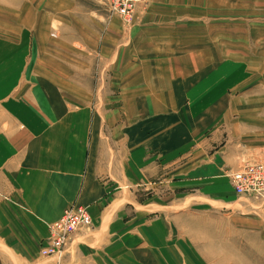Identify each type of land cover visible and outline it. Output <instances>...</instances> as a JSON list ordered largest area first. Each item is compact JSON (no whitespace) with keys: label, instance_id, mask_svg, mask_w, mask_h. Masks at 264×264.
Segmentation results:
<instances>
[{"label":"crops","instance_id":"crops-1","mask_svg":"<svg viewBox=\"0 0 264 264\" xmlns=\"http://www.w3.org/2000/svg\"><path fill=\"white\" fill-rule=\"evenodd\" d=\"M79 8L40 24L35 0H0V264H210L181 249L191 207L232 210L264 264V199L228 178L264 164V0H147L129 26ZM72 206L92 226L42 257Z\"/></svg>","mask_w":264,"mask_h":264},{"label":"rangeland","instance_id":"rangeland-1","mask_svg":"<svg viewBox=\"0 0 264 264\" xmlns=\"http://www.w3.org/2000/svg\"><path fill=\"white\" fill-rule=\"evenodd\" d=\"M63 1L66 5V8L69 9V12L65 13L68 15L51 16V18L53 19L52 20L53 23L54 22L65 23L64 22L65 20H67L69 23H74L75 22L74 9L76 7H80L79 9H90L95 6H97V8H103L105 12L107 11L108 17L114 16L118 18L119 21L124 26L131 25L135 17L134 15L132 19L128 23H126L120 17L110 14L107 8L108 0H63ZM6 2L7 4H9V1ZM60 2L61 0H35L36 8L38 11H40L37 22L40 24L44 23L45 19L49 18V16L45 15V12L46 11L49 12V10H45V8L60 9ZM143 2L145 3L146 6L147 0H144ZM145 6L136 8L137 9V10L135 9L136 12L140 9H144ZM52 46L53 48H51V52L57 53L58 56L60 52L59 47L56 45H52ZM75 54H76V48L74 47L69 48L68 58L74 57ZM85 77L87 78H85L83 84L89 87L91 86L93 87L92 78H91L92 76L89 75ZM138 192L135 193H138L139 202H142L144 199L149 198L151 195L150 192H140V191ZM237 198L238 197H236V199ZM251 199L263 200L264 198L263 199L251 198ZM246 209L248 211L250 210L248 208ZM187 210H189V212L188 213L186 212V214L179 213L178 215L179 221L175 222L174 227H175V231L179 232L182 237L181 249L182 250L186 249L188 252H191V248L192 247L195 248L197 258L200 259V260H196V262H207L210 264H257L258 263L257 261L259 260H257V258L254 257L251 253V247L261 246L262 243L259 240L252 239L250 232V230L252 229L249 228L244 229L243 240L237 239L235 224L231 222L230 220L231 217L228 216L232 210L213 209L209 211V209L207 208L198 209L195 207H191L190 209ZM245 217H247V222L251 223L250 219L252 218V214L246 213ZM91 226H92V221H91ZM88 228H84V229H88ZM239 234L242 235L241 232H239ZM70 237L71 235L69 236V238ZM68 240L66 241V243L68 242ZM47 241H48V237L46 243ZM66 243L64 244L61 253L63 252ZM48 257H59V256H48Z\"/></svg>","mask_w":264,"mask_h":264},{"label":"built area","instance_id":"built-area-1","mask_svg":"<svg viewBox=\"0 0 264 264\" xmlns=\"http://www.w3.org/2000/svg\"><path fill=\"white\" fill-rule=\"evenodd\" d=\"M143 6L145 3L142 0H108L107 8L110 14L128 23L136 13L135 8ZM229 180L236 197L264 198L263 163H246L239 170L230 173ZM90 226L91 218L86 208L69 207L62 212L57 221L48 226L47 245L40 249V254L44 257L60 256L69 236L78 229Z\"/></svg>","mask_w":264,"mask_h":264},{"label":"bare ground","instance_id":"bare-ground-1","mask_svg":"<svg viewBox=\"0 0 264 264\" xmlns=\"http://www.w3.org/2000/svg\"><path fill=\"white\" fill-rule=\"evenodd\" d=\"M143 1H144V0H142V2H143ZM140 4H141V3H140ZM140 4H138V5H140ZM138 5H137V6H138ZM137 6H136V7H137ZM135 9H136V8H135Z\"/></svg>","mask_w":264,"mask_h":264}]
</instances>
